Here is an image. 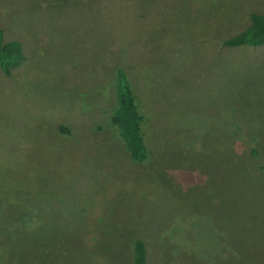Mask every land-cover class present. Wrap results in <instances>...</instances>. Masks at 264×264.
I'll return each instance as SVG.
<instances>
[{"label": "rangeland", "instance_id": "374dc122", "mask_svg": "<svg viewBox=\"0 0 264 264\" xmlns=\"http://www.w3.org/2000/svg\"><path fill=\"white\" fill-rule=\"evenodd\" d=\"M255 12L0 0V39L26 57L0 70V264H133L137 239L149 264H264V46L222 44ZM118 67L145 118L140 164L112 124Z\"/></svg>", "mask_w": 264, "mask_h": 264}, {"label": "trees", "instance_id": "16d2710c", "mask_svg": "<svg viewBox=\"0 0 264 264\" xmlns=\"http://www.w3.org/2000/svg\"><path fill=\"white\" fill-rule=\"evenodd\" d=\"M250 21L251 25L245 31L224 40L223 46L230 49L264 46V14L251 13ZM25 59L21 42L12 40L3 43L0 39V70L6 76L11 77ZM115 81L118 105L112 116V124L120 131L131 159L138 164L144 163L149 158V148L144 133L145 118L138 106L134 88L124 68L118 67ZM61 130L66 132L63 128ZM238 244L236 241L235 245ZM133 264H149L148 249L143 239H137L134 242Z\"/></svg>", "mask_w": 264, "mask_h": 264}]
</instances>
